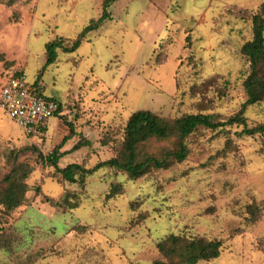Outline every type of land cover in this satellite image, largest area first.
Segmentation results:
<instances>
[{
  "label": "rangeland",
  "instance_id": "rangeland-1",
  "mask_svg": "<svg viewBox=\"0 0 264 264\" xmlns=\"http://www.w3.org/2000/svg\"><path fill=\"white\" fill-rule=\"evenodd\" d=\"M105 1L0 0V89L21 72L61 103L42 137L27 136L0 111V193L6 175L31 168L22 205L11 212L0 205V264H151L169 234L222 242L217 259L197 264H264V134L197 129L184 140L183 162L137 180L101 169L82 186L68 184L43 162L68 136L59 168L114 157L137 110L168 120L242 111L249 128L263 124L264 101L243 106L249 66L240 48L264 0H114L74 52L57 49L45 66V45L75 40ZM78 141L87 144L72 149ZM175 146L152 141L144 152L161 156ZM111 183L122 194L106 199ZM65 192L76 195L77 208L46 201Z\"/></svg>",
  "mask_w": 264,
  "mask_h": 264
},
{
  "label": "trees",
  "instance_id": "trees-1",
  "mask_svg": "<svg viewBox=\"0 0 264 264\" xmlns=\"http://www.w3.org/2000/svg\"><path fill=\"white\" fill-rule=\"evenodd\" d=\"M114 0H106L101 17L91 21L78 35V37L69 41L63 38H56L45 45L46 61L45 66L51 65L56 61V50L60 49L65 53L74 52L80 45L81 40L90 32L98 29L108 17L107 6ZM13 2H9V5ZM251 21L252 38L245 42L240 48V54L248 63L249 72L242 87L246 95L244 107L254 105L264 101V2L260 7L249 15ZM189 42V37H187ZM189 63L192 68L199 67V64L189 56ZM21 72H13L11 76H18ZM35 84L43 83L39 79L34 80ZM44 90V85H43ZM48 99L54 100L57 104V111L54 114L57 117L61 112V103L51 96ZM233 125L242 126V133L247 136L264 134V123L249 128L242 111L225 120H221L216 114L193 113L168 120L159 117L149 110H137L133 112L126 121L123 128V138L120 148L116 155L108 160L95 164L92 168H86L83 165L72 163L63 168L58 167L59 159L65 154L59 150L69 139L64 137L55 149L46 157L43 162L51 166L56 175L68 184L83 185L86 178L92 176L96 171L107 169L111 173L125 174L130 180H137L145 175L158 170H165L172 163H181L187 156V148L184 140L197 129L222 130L225 127ZM175 139V150L166 152L161 156L144 152L147 144L152 141H169ZM86 141H78L72 148L77 149L85 145ZM102 145H107L103 140ZM31 168L19 167L14 169L3 179L4 187L0 193V205L8 212L13 211L22 205L26 183ZM122 194V186L119 183H111L106 193V199H111ZM50 206L60 210H73L77 208L78 198L76 195L65 192L63 196L53 201L46 199ZM248 214L252 221L256 219V211L248 207ZM222 242L217 239H207L204 237H187L185 235L169 234L156 244L159 259L151 264H197L204 261L209 262L218 258Z\"/></svg>",
  "mask_w": 264,
  "mask_h": 264
},
{
  "label": "built area",
  "instance_id": "built-area-1",
  "mask_svg": "<svg viewBox=\"0 0 264 264\" xmlns=\"http://www.w3.org/2000/svg\"><path fill=\"white\" fill-rule=\"evenodd\" d=\"M57 108L44 94L43 85L28 82L23 74L10 75L0 89V111L29 137L45 135Z\"/></svg>",
  "mask_w": 264,
  "mask_h": 264
}]
</instances>
